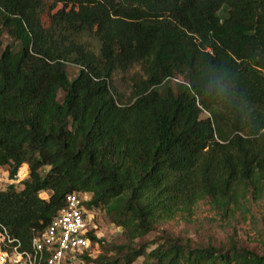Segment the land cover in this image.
Returning a JSON list of instances; mask_svg holds the SVG:
<instances>
[{
  "label": "trees",
  "instance_id": "trees-1",
  "mask_svg": "<svg viewBox=\"0 0 264 264\" xmlns=\"http://www.w3.org/2000/svg\"><path fill=\"white\" fill-rule=\"evenodd\" d=\"M135 65L123 102L111 79ZM23 164V187L0 190V231L26 249L76 192L121 229L116 243L88 227L84 264H264V243L163 227L263 237L264 0H0V168L15 180Z\"/></svg>",
  "mask_w": 264,
  "mask_h": 264
},
{
  "label": "rangeland",
  "instance_id": "rangeland-1",
  "mask_svg": "<svg viewBox=\"0 0 264 264\" xmlns=\"http://www.w3.org/2000/svg\"><path fill=\"white\" fill-rule=\"evenodd\" d=\"M59 7V6H58ZM4 43L8 41V37L4 35L3 37ZM89 47L96 50L97 49V43L92 38L85 37L83 39ZM76 67L70 65L68 67L69 76L73 77L76 72ZM143 75V72L141 68L138 65H135L128 71H120L117 70L114 72L112 79H111V89L113 93L116 95L117 98L122 100L123 102H128L131 90H132V82L133 78H139ZM62 92H59L58 99L61 100ZM23 166V165H22ZM47 170V168L42 169V172L44 173ZM28 176V168L26 165L21 167L17 173L15 180L8 179V172L6 167L0 168V190H5L7 186L11 183L14 184L16 190H20L23 186L21 184V181L25 179ZM49 195V192H41L40 196L44 199H47ZM261 204L264 206V198L260 200ZM256 218H257V224L256 228L260 227L262 231L263 237H259L254 235V232H248V231H241L237 229L236 231H233L230 228H220L215 223L206 221L203 218L196 219L190 224H183L181 222H171L166 223L163 225V227L167 228V231L175 236H187L190 238L193 242L199 243L206 241L208 237L213 238L217 245H220L222 243H225L228 241V239L234 238L238 242H244L247 244V242H251L256 244L257 249H262V243H264V227L261 226L260 220L261 216L256 212ZM89 217V227L94 228L96 235L104 238L106 241L110 242H121V229L115 227L114 225L110 224L108 220L106 219L104 212L102 209H96L92 214L88 215ZM159 235L158 231L151 232L149 235L145 237V240L147 242H150L151 240H154ZM153 247L150 245V248ZM91 256H96L99 253V248L96 246V244L90 245V248L88 249ZM86 264V263H85ZM133 264H143V257L138 258Z\"/></svg>",
  "mask_w": 264,
  "mask_h": 264
},
{
  "label": "built area",
  "instance_id": "built-area-1",
  "mask_svg": "<svg viewBox=\"0 0 264 264\" xmlns=\"http://www.w3.org/2000/svg\"><path fill=\"white\" fill-rule=\"evenodd\" d=\"M89 194L68 193L64 205L41 236L26 249L19 239L0 231V264H84L78 254L89 247V217L83 202Z\"/></svg>",
  "mask_w": 264,
  "mask_h": 264
},
{
  "label": "crops",
  "instance_id": "crops-1",
  "mask_svg": "<svg viewBox=\"0 0 264 264\" xmlns=\"http://www.w3.org/2000/svg\"><path fill=\"white\" fill-rule=\"evenodd\" d=\"M24 165H25V164H23V166H24ZM23 166H22V167H23Z\"/></svg>",
  "mask_w": 264,
  "mask_h": 264
}]
</instances>
